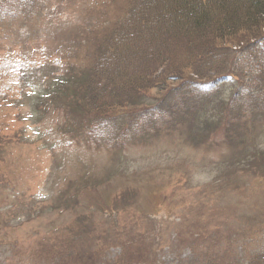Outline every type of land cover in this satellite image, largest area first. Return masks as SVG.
Wrapping results in <instances>:
<instances>
[{
	"label": "rangeland",
	"instance_id": "rangeland-1",
	"mask_svg": "<svg viewBox=\"0 0 264 264\" xmlns=\"http://www.w3.org/2000/svg\"><path fill=\"white\" fill-rule=\"evenodd\" d=\"M168 2L0 0V260L264 264V29L203 56Z\"/></svg>",
	"mask_w": 264,
	"mask_h": 264
},
{
	"label": "trees",
	"instance_id": "trees-1",
	"mask_svg": "<svg viewBox=\"0 0 264 264\" xmlns=\"http://www.w3.org/2000/svg\"><path fill=\"white\" fill-rule=\"evenodd\" d=\"M163 12V15L170 18L166 28L171 34H175L172 41L184 37L192 43L189 47L195 52L203 49V56H211L214 54L212 52H218L226 46L231 48L229 43L233 38V43L259 39L264 29V0H171ZM147 17L149 20L153 18L151 14H147ZM155 25L157 29L162 28L159 19L155 20ZM155 66L158 67L159 64L155 63ZM179 70L181 66L176 70L164 67L161 74L177 75ZM81 80L79 78L77 84ZM148 83L143 76V89ZM141 84L142 81H135L131 88L134 91L141 90ZM90 87H87L85 93ZM82 103L87 110H91V107L101 108L94 103L90 107L86 100Z\"/></svg>",
	"mask_w": 264,
	"mask_h": 264
}]
</instances>
